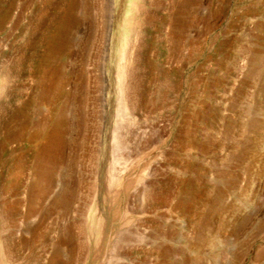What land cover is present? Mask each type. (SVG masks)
Masks as SVG:
<instances>
[{
  "label": "rangeland",
  "instance_id": "rangeland-1",
  "mask_svg": "<svg viewBox=\"0 0 264 264\" xmlns=\"http://www.w3.org/2000/svg\"><path fill=\"white\" fill-rule=\"evenodd\" d=\"M0 264H264V0H0Z\"/></svg>",
  "mask_w": 264,
  "mask_h": 264
}]
</instances>
